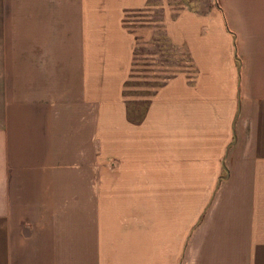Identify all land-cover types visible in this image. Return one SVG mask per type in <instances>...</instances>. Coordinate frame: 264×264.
<instances>
[{
    "label": "crops",
    "instance_id": "0c3cea01",
    "mask_svg": "<svg viewBox=\"0 0 264 264\" xmlns=\"http://www.w3.org/2000/svg\"><path fill=\"white\" fill-rule=\"evenodd\" d=\"M152 1L0 0V264H264V0L167 18L132 111Z\"/></svg>",
    "mask_w": 264,
    "mask_h": 264
},
{
    "label": "rangeland",
    "instance_id": "374dc122",
    "mask_svg": "<svg viewBox=\"0 0 264 264\" xmlns=\"http://www.w3.org/2000/svg\"><path fill=\"white\" fill-rule=\"evenodd\" d=\"M201 5L199 0L152 1L145 8L125 15L124 26L130 32L135 33L140 27L154 30L149 40L136 43L135 62H133L135 66L132 68L125 93L132 111L142 108L145 104L133 100L145 101V96L161 85L165 79L185 71L188 57L169 44L163 32L164 22L167 18H176L179 12L184 10L198 14L205 10Z\"/></svg>",
    "mask_w": 264,
    "mask_h": 264
},
{
    "label": "trees",
    "instance_id": "16d2710c",
    "mask_svg": "<svg viewBox=\"0 0 264 264\" xmlns=\"http://www.w3.org/2000/svg\"><path fill=\"white\" fill-rule=\"evenodd\" d=\"M135 56V55H134Z\"/></svg>",
    "mask_w": 264,
    "mask_h": 264
}]
</instances>
